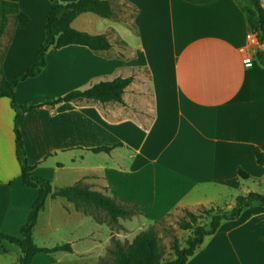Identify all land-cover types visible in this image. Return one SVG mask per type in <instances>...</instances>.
I'll use <instances>...</instances> for the list:
<instances>
[{
	"label": "crops",
	"instance_id": "obj_1",
	"mask_svg": "<svg viewBox=\"0 0 264 264\" xmlns=\"http://www.w3.org/2000/svg\"><path fill=\"white\" fill-rule=\"evenodd\" d=\"M108 1L132 7L134 15L106 19L83 13L71 26L105 35L109 50L50 49L41 74L16 87V102L33 106L21 127L32 175L48 179L53 188L83 184L136 203L146 225L178 209H230L239 195H264L257 189L264 185V167L255 159L256 150L264 152V66L257 59L264 44L247 45L253 32L242 0ZM49 10V0H0V44L13 31L0 81L33 65ZM19 14L29 21L12 26ZM117 78L133 79L123 103L83 99L46 106ZM14 118L10 100L0 98V232L21 237L39 192L23 183ZM96 148L112 150L95 153ZM240 167L252 179L241 180ZM56 199H47L34 233ZM68 208L78 214L74 204ZM78 217L85 234L72 238L73 252L60 257L76 254L78 246L96 243L102 234L100 223ZM4 246L0 264H19L22 253L9 262L13 250ZM187 264H264V206L255 204L238 219L224 221Z\"/></svg>",
	"mask_w": 264,
	"mask_h": 264
},
{
	"label": "trees",
	"instance_id": "obj_2",
	"mask_svg": "<svg viewBox=\"0 0 264 264\" xmlns=\"http://www.w3.org/2000/svg\"><path fill=\"white\" fill-rule=\"evenodd\" d=\"M50 10L45 24V39L39 47L36 59L32 66L24 69L16 77L7 80L4 77L0 81V98H8L12 109L15 112L14 134L16 144V157L22 171V180L25 186L38 189V199L32 206L27 223L21 228V237H13L0 232V244L7 243L20 249L22 256L19 264H32L33 259L38 254L51 255L54 253H72L70 244L58 245L53 248L38 247L33 238L34 229L38 222L39 214L44 210L49 197L63 198L75 205H86L104 211L114 224L120 218L130 219L139 213H144L142 208L136 203H127L122 199H117L103 195L100 192L92 191L83 184H77L65 188H53L51 182L46 178H36L32 175L34 166L28 163L26 150L22 138L21 127L25 115L33 109V106L18 104L16 102L15 90L19 83L38 77L46 66V54L50 49H61L69 45H80L88 47L94 52L109 50L112 45L105 35H90L72 28V22L83 13H94L106 19H120L114 12L113 6L108 0H78L69 4H61L59 0H49ZM242 10L244 11L251 30L256 34L258 41L264 44V7L262 0H242ZM29 18L24 14H19L12 19V26L18 23H27ZM13 37L12 29L6 32L4 42L0 44V64L3 62L5 52L9 42ZM257 59L264 66V51L258 52ZM2 72V68H0ZM132 78H117L111 82H101L95 84L85 91H73L65 96L46 103L51 109L65 102H77L83 99L94 100L100 103L118 102L123 103L125 89L132 83ZM112 148H96L95 153H109ZM255 159L259 166L264 167V152L255 151ZM238 176L241 180H250L252 177L241 167L238 169ZM259 204L264 206V195L249 193L239 195L234 201L232 208L227 207H202L200 215L185 209L186 217L182 219L178 226L184 231H191L192 235L187 239L185 247H180L178 240H174L172 250L174 258L163 260V250L159 243L158 234L154 226L140 232L131 242H121L113 239V245L109 249L112 257V264H187L205 239L217 233L224 221L238 219L243 211L251 206ZM202 219L208 221L204 224ZM157 219L156 222L162 221ZM4 245H0V253H6Z\"/></svg>",
	"mask_w": 264,
	"mask_h": 264
},
{
	"label": "rangeland",
	"instance_id": "obj_3",
	"mask_svg": "<svg viewBox=\"0 0 264 264\" xmlns=\"http://www.w3.org/2000/svg\"><path fill=\"white\" fill-rule=\"evenodd\" d=\"M116 14L120 18H132L134 9L126 4L112 3ZM64 176V174H63ZM63 182L56 181V184ZM66 183V178L64 180ZM258 191L264 193L263 188H257ZM74 204V203H72ZM71 206L67 200L57 198L50 203L46 212L40 216L39 228L34 233V242L41 248H53L57 245L68 244L72 238H79L85 234L83 228H80L82 218L78 216H86L89 222L93 221L102 225V234L96 243H90L83 248L78 246L77 253L74 255L59 256V253L51 255L40 254L36 264H45L53 261L54 264H112V257L109 254V249L113 245V239H118L121 242H131L135 236L151 226H154L158 234L159 243L163 250V260H172L174 252L172 250L173 241L176 239L180 247H185L187 239L192 235L191 231H184L179 228V222L186 217L184 209H178L165 216L162 221H154L150 225L142 223L144 213H139L130 219L120 218L117 224L111 222L109 216L102 210L86 205H75L74 210L80 214L73 213L68 207ZM71 214H68V213ZM202 208L193 210L195 214L200 215ZM202 223H208L202 219ZM0 245H8L1 243ZM13 250L9 257V262H14L16 257L21 256L20 249L10 245ZM15 250V251H14ZM59 256V257H58Z\"/></svg>",
	"mask_w": 264,
	"mask_h": 264
},
{
	"label": "built area",
	"instance_id": "obj_4",
	"mask_svg": "<svg viewBox=\"0 0 264 264\" xmlns=\"http://www.w3.org/2000/svg\"><path fill=\"white\" fill-rule=\"evenodd\" d=\"M258 43V38L256 36V34L254 33H251L247 36V45L251 48L253 47L254 45H256ZM252 57L250 56H246L245 57V62L246 64H250V61H251Z\"/></svg>",
	"mask_w": 264,
	"mask_h": 264
}]
</instances>
